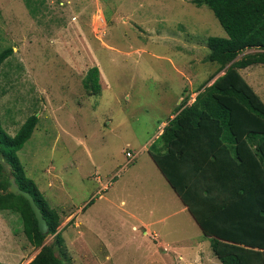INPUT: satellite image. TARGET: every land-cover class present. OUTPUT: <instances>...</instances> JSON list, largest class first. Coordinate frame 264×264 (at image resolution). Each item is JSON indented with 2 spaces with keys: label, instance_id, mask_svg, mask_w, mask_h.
<instances>
[{
  "label": "rangeland",
  "instance_id": "374dc122",
  "mask_svg": "<svg viewBox=\"0 0 264 264\" xmlns=\"http://www.w3.org/2000/svg\"><path fill=\"white\" fill-rule=\"evenodd\" d=\"M209 37L226 34L192 0H0V53L13 50L0 66V124L13 136L37 116L17 157L60 217L65 264L213 256L148 153L160 150L180 98L216 71ZM92 67L97 93L83 88ZM240 74L264 102V66ZM8 187L0 176V196ZM38 251L18 215L0 211V264H27Z\"/></svg>",
  "mask_w": 264,
  "mask_h": 264
},
{
  "label": "trees",
  "instance_id": "16d2710c",
  "mask_svg": "<svg viewBox=\"0 0 264 264\" xmlns=\"http://www.w3.org/2000/svg\"><path fill=\"white\" fill-rule=\"evenodd\" d=\"M192 3L206 6L226 34L206 40L207 61L218 66L208 82L222 74L204 83L190 104L189 96L182 100L157 138L160 150L148 153L221 264H264V102L240 74L264 66V0ZM12 53H0V66ZM83 88L99 91L97 67L87 71ZM37 122L29 116L13 136L0 124V176L8 186L12 176L32 196L48 232L40 234L28 202L7 189L0 211L16 213L28 243L39 249L27 264H65L63 251L56 253L63 246L60 217L17 157ZM48 237L52 242L44 244Z\"/></svg>",
  "mask_w": 264,
  "mask_h": 264
},
{
  "label": "water",
  "instance_id": "95a60500",
  "mask_svg": "<svg viewBox=\"0 0 264 264\" xmlns=\"http://www.w3.org/2000/svg\"><path fill=\"white\" fill-rule=\"evenodd\" d=\"M8 191L11 194H13V195L22 196L28 202V204L30 206V209L33 212L34 217H35V219L37 221V228H38L40 234H42V235L47 234V232H48V226L46 224V221L42 217V213H41L40 209L35 204L32 196L29 193H27L25 191H22L18 187V185L15 182V179L12 176L9 177V187H8Z\"/></svg>",
  "mask_w": 264,
  "mask_h": 264
},
{
  "label": "crops",
  "instance_id": "0c3cea01",
  "mask_svg": "<svg viewBox=\"0 0 264 264\" xmlns=\"http://www.w3.org/2000/svg\"><path fill=\"white\" fill-rule=\"evenodd\" d=\"M214 81V80H213ZM195 92H189V93H185L186 95L184 96V97H181L180 98V101L181 100H183L187 95L189 96V101H194V99H195V97H192V95L194 94ZM190 98H192L191 100H190ZM179 101V102H180ZM182 102V101H181ZM173 117H174V115L173 114H171L170 116H169V119H173ZM165 123V122H164ZM164 123H162V125L164 124ZM161 132H162V130H161ZM168 184V183H167ZM169 186V185H168ZM172 190V189H171ZM179 200V199H178ZM123 203V202H122ZM181 206H183L182 204H181ZM86 207H87V205H86ZM180 208V207H179ZM186 210V208L183 206V208H180L179 209V211H182V210ZM209 246H210V242H209ZM213 255V254H212ZM185 259H183V263L184 264H186V262L188 261V262H190V264H221L220 262H219V260L213 255V256H211L210 254H208L207 252H205L204 251V253H200V250H198L197 251V254L192 258V259H188L187 258V256L186 257H184ZM179 259L180 260H182V257L180 256L179 257ZM31 261V260H30ZM29 261V262H30Z\"/></svg>",
  "mask_w": 264,
  "mask_h": 264
},
{
  "label": "built area",
  "instance_id": "2783aa9c",
  "mask_svg": "<svg viewBox=\"0 0 264 264\" xmlns=\"http://www.w3.org/2000/svg\"><path fill=\"white\" fill-rule=\"evenodd\" d=\"M126 157L132 159L133 158V155H131L130 153L127 152L126 153Z\"/></svg>",
  "mask_w": 264,
  "mask_h": 264
}]
</instances>
